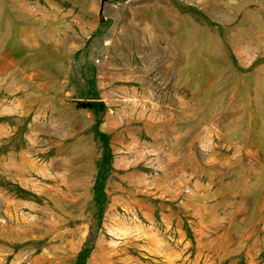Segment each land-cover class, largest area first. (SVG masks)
<instances>
[{"label": "rangeland", "instance_id": "obj_1", "mask_svg": "<svg viewBox=\"0 0 264 264\" xmlns=\"http://www.w3.org/2000/svg\"><path fill=\"white\" fill-rule=\"evenodd\" d=\"M0 264H264V0H0Z\"/></svg>", "mask_w": 264, "mask_h": 264}]
</instances>
